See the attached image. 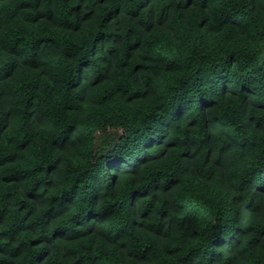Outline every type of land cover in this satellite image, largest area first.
<instances>
[{
    "label": "clouds",
    "instance_id": "1",
    "mask_svg": "<svg viewBox=\"0 0 264 264\" xmlns=\"http://www.w3.org/2000/svg\"><path fill=\"white\" fill-rule=\"evenodd\" d=\"M0 264H264V0H0Z\"/></svg>",
    "mask_w": 264,
    "mask_h": 264
}]
</instances>
